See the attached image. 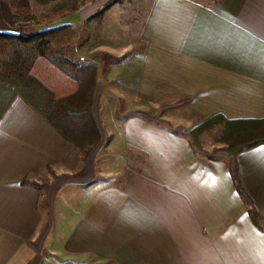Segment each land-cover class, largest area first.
<instances>
[{"label":"crops","instance_id":"obj_1","mask_svg":"<svg viewBox=\"0 0 264 264\" xmlns=\"http://www.w3.org/2000/svg\"><path fill=\"white\" fill-rule=\"evenodd\" d=\"M31 1L42 12L71 0ZM111 1L80 0L55 26L71 24L77 35L86 20L126 11L124 0L106 8ZM144 11L134 60L136 45L123 41L119 21L117 43L76 41L72 58L98 67L92 112L101 139L88 156L22 95L2 115L0 264L89 256L105 264H264V143L235 155L256 223L234 184L227 143L219 140L213 155L189 135L217 114L264 119V0H149ZM0 29L16 31L1 11ZM132 96L139 106L121 107ZM165 99L173 100L168 113L190 112L188 123L142 113L144 101L158 110Z\"/></svg>","mask_w":264,"mask_h":264},{"label":"trees","instance_id":"obj_2","mask_svg":"<svg viewBox=\"0 0 264 264\" xmlns=\"http://www.w3.org/2000/svg\"><path fill=\"white\" fill-rule=\"evenodd\" d=\"M117 1H111L106 8ZM78 8L79 3L71 0L36 15L31 0H0L2 20L16 29L15 32L0 29V119L12 100L22 95L86 157L101 139L92 112L98 67L68 55L67 47L76 35L74 26L48 27ZM31 23L46 27L26 30L25 25ZM221 125L222 141L227 143L225 149L232 156L230 171L234 184L258 223V213L242 185L235 155L264 143V119L230 120L214 115L189 131L193 145L201 148L202 136Z\"/></svg>","mask_w":264,"mask_h":264},{"label":"rangeland","instance_id":"obj_3","mask_svg":"<svg viewBox=\"0 0 264 264\" xmlns=\"http://www.w3.org/2000/svg\"><path fill=\"white\" fill-rule=\"evenodd\" d=\"M8 1H11V0H8ZM76 1L79 2L80 0L79 1L76 0ZM83 1H87V0H83ZM206 1L211 2V0H206ZM123 3L124 4L127 3L126 11L123 12L120 16L117 13L116 16L112 15L111 17H108V19H106L105 21L104 15H98L95 19H92L90 21L91 26H88L87 20L84 21V23L78 27L79 28L78 34L75 35V37L78 36V40H75L74 42V39H73L72 42L67 47L68 55L70 57H74V56L78 57L76 54V51L78 50V48L76 47L77 46L76 41L78 42L83 41L88 37V35L89 37H91L92 40H95L96 42L109 41V42L117 43V41H119L118 37H120L119 36L120 31H122V29H125V33H121L122 35H124V38L122 37L123 41L131 42L132 44L136 45L134 46L136 48H132L129 52L130 54L128 53L129 56H133L132 58L134 60L135 57H137L138 54H140L142 47H143L139 34L146 20V14L144 10H145V7L149 5V0H145L144 1L145 4H142L139 6H138V1H135V0H124ZM55 6L57 5L47 6L42 10V12H40V9L38 7H33V4H32V12L36 15H41V14L51 11L52 8ZM114 21H117L116 28H119V25L122 26V28L119 29L120 31H117L116 28L114 30V24H113ZM118 21L120 23L119 25H117ZM55 25H56V21L49 24L48 27H52ZM25 26H26L25 29L28 31H35L37 29L46 27V26H40L38 24H32V23L25 25ZM132 53H135V54L132 55ZM123 56L120 59H123L125 57ZM113 58L118 59L115 56ZM114 84L115 86H118L120 82L116 80L114 81ZM134 98L135 97L133 96L130 97V99L123 97L124 99L123 105L121 106V102H119L118 104L119 106L126 108V110L128 108L135 109L137 106H139L137 104H139L140 102L134 101ZM171 102H173L172 99L171 100L165 99L164 102L158 108V110H154V109L148 110L149 108L147 106L148 102L144 101L143 107L144 109H146V111L144 110L142 113L146 116L152 117L153 119H159L161 121H166L168 118L172 119L175 125H177L176 123L178 122H181L183 124L188 123L187 120H188V117H190V112H185L183 110H180L178 112L168 113V111H166L167 104ZM133 112L134 111L131 112V110H129L128 112H125V115H128ZM167 115L169 117H167ZM193 119L195 120L196 118L194 117ZM175 127H177L176 130H180V131L188 129L186 128V126H175ZM219 140H222L221 133L219 129L215 127L211 129L210 131H207L203 135V138H202L203 145L202 146H205V148L208 150V153L213 154V155H220V152H218V149L224 144ZM39 178H41V180H45L46 178H48V172L45 171L39 176ZM86 260L87 261H84L78 264H105V262L101 261L100 259L94 256H89Z\"/></svg>","mask_w":264,"mask_h":264}]
</instances>
